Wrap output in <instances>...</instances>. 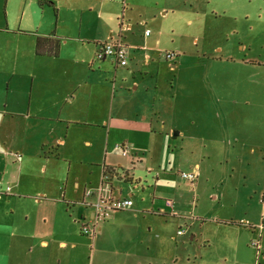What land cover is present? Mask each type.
Segmentation results:
<instances>
[{"label": "crops", "instance_id": "crops-1", "mask_svg": "<svg viewBox=\"0 0 264 264\" xmlns=\"http://www.w3.org/2000/svg\"><path fill=\"white\" fill-rule=\"evenodd\" d=\"M210 4L39 0L54 14L42 28H0V264H196L194 244L206 250L203 212L211 206L205 203L218 202L233 219L240 185L257 172L264 180V162L248 160L264 153V142L247 141L238 130L226 137L225 123L224 135L214 137L206 117L203 132L191 117L179 125L180 81L197 68L210 73L215 64L252 73L264 64L236 58L220 44L205 51L221 18L210 14ZM39 37L58 40V56L37 55ZM117 40L126 66L110 56L97 59L103 44ZM201 43L209 48L193 49ZM249 48L241 46L243 53ZM255 119L235 124L240 129ZM194 171V183L182 177ZM101 186L111 190L103 196L130 198L133 206L99 222L91 237L82 228ZM258 223L247 209L237 225L254 232Z\"/></svg>", "mask_w": 264, "mask_h": 264}, {"label": "rangeland", "instance_id": "rangeland-1", "mask_svg": "<svg viewBox=\"0 0 264 264\" xmlns=\"http://www.w3.org/2000/svg\"><path fill=\"white\" fill-rule=\"evenodd\" d=\"M45 1L49 2L50 0ZM209 1L211 3L210 14L213 15L216 12L221 17L216 20L212 17V22L215 23V20L218 28L212 30L210 49L203 47L204 43L193 49L200 52L205 49H207L205 51H212L217 44H220L228 49L225 52H234L236 58H252L258 63L264 64V0ZM38 3L39 0H0V28L8 27L12 30L30 31L42 28L47 21L54 19V14L45 6L43 9L40 8ZM220 3L226 7L236 4L238 9L234 10V5L227 11H220L217 6ZM5 21L7 26H5ZM243 44L249 45L251 51L243 53L241 50ZM184 62L194 65L191 58H185ZM201 62L204 63V60ZM217 65L213 66L210 73L206 72V68H197L192 71L193 73L181 79V89L178 94L180 104L178 117L181 118L179 125L186 124L187 118L191 117L192 120H196L194 130L197 133L203 132L205 130L203 118L206 117L210 118V130L214 137L218 138L224 135L222 130L224 131L225 128H222V124L225 123L228 129L226 137L238 130L245 133L243 138L247 141L264 142L262 138L264 134V67L252 68V73L246 69L236 68L235 64ZM188 83L194 87L191 88ZM233 101H237V104L234 105ZM247 102H249V106L246 105ZM194 103L195 105H193ZM249 115H254L257 119L249 123L248 126L247 121L242 122L243 127L240 126L239 129L235 123L241 117ZM200 126L202 129H199ZM225 140H230V138ZM233 156L230 153L231 159ZM222 157L224 158V155ZM262 159L264 160V153L261 154L259 151L248 158L253 164L263 163ZM220 160L222 158L218 156L214 162ZM217 173H220V170ZM261 177L262 174L257 172V178L248 180L245 185H240V193L235 200L237 201V210L231 214L234 215L232 220L225 217L230 213L225 212L223 206H220L218 202L208 201L205 203L206 206H211L210 211L203 212L205 215L207 214L206 222H209L203 230L204 235H202L207 241L206 250L200 251L198 243H193L195 249L191 250L193 252L191 261L195 260L198 264V253H200L203 257L200 260L201 264H264V221L261 222V219L264 218V207L261 203L264 197V180ZM247 209H252L253 214L259 218L258 228L254 232L237 225ZM226 222L232 223L231 225L239 229L226 226L224 224ZM198 228L199 225L196 226V231ZM187 238L189 239V236ZM259 242L262 245L260 248L257 247ZM189 248V242L185 246H181V257H186ZM181 264H186V261Z\"/></svg>", "mask_w": 264, "mask_h": 264}, {"label": "built area", "instance_id": "built-area-1", "mask_svg": "<svg viewBox=\"0 0 264 264\" xmlns=\"http://www.w3.org/2000/svg\"><path fill=\"white\" fill-rule=\"evenodd\" d=\"M150 31L146 32V35H149ZM113 57L117 63L121 66L127 65V56L126 49L121 42V40L110 41L103 44L97 54V59L102 60L107 57ZM170 57V55H169ZM119 150H122L123 153L127 154V147L125 145H117L116 147ZM182 177L187 179L189 182L194 183L198 177V173L196 171L190 173H182ZM110 191L109 188L100 187L97 191V200L94 204V213L90 222L85 224L82 228L84 234L89 235L91 237L95 236L97 232V224L99 222L105 221L108 219L113 213L119 211L128 210L133 206V201L130 198H113L111 196H103L104 191ZM91 192H88L90 195ZM264 206V199L262 200ZM168 205H172L170 201L167 202ZM244 224V223H241ZM246 225V223H245ZM184 230L178 231V235H183ZM260 243V242H259ZM257 247H261V243L257 245Z\"/></svg>", "mask_w": 264, "mask_h": 264}, {"label": "trees", "instance_id": "trees-1", "mask_svg": "<svg viewBox=\"0 0 264 264\" xmlns=\"http://www.w3.org/2000/svg\"><path fill=\"white\" fill-rule=\"evenodd\" d=\"M60 43L50 38H37L36 53L39 56H58Z\"/></svg>", "mask_w": 264, "mask_h": 264}]
</instances>
